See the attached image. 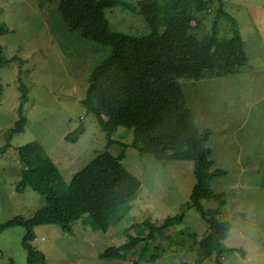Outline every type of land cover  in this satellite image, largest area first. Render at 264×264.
<instances>
[{
	"label": "rangeland",
	"instance_id": "374dc122",
	"mask_svg": "<svg viewBox=\"0 0 264 264\" xmlns=\"http://www.w3.org/2000/svg\"><path fill=\"white\" fill-rule=\"evenodd\" d=\"M58 1L0 0V25L7 29L0 36V46L12 61L0 67V148L18 119L19 84L26 88L21 111L25 125L0 154V224L15 216L31 218L44 202L28 188L20 194L15 192L21 170L16 152L19 146L38 143L66 183L105 150V134L80 102L90 71L107 56L108 49L68 31L57 12ZM137 1L119 0L105 9L108 29L130 36L145 35L147 27ZM222 6L227 17L236 22L247 64L233 76L198 81L182 77L178 83L196 129L211 131L207 145L213 168L225 171L209 182V189L222 193L226 202L218 219L227 221L229 230L220 245L223 250L238 248L243 255L223 253L220 261L264 264V0H223ZM215 13L213 5L198 14L201 33H209ZM227 17L218 20L220 37L230 36ZM80 124L84 132L75 142H66L64 136ZM111 138L128 144L131 133L117 128ZM120 149L114 145L108 151L117 155ZM121 164L140 182L128 209L123 206L118 211L124 214L123 219L105 233L92 230L87 215L72 225L69 235H63L54 225L35 227L30 244L44 255L47 264H130L102 260L100 255L126 242L122 232L129 225L146 218L160 224L167 216L184 210L194 184L190 163L157 161L127 148ZM200 204L205 209L218 205L205 200ZM205 230L199 215L189 209L181 225L151 244L160 251L151 248L148 255L158 254L155 264H191L190 254H183L185 243L179 245L178 239L186 242V231L201 235ZM23 234L21 227L0 232V264H26ZM170 248L176 249L177 256ZM134 257L135 251L130 252L129 260ZM201 264H215L214 257Z\"/></svg>",
	"mask_w": 264,
	"mask_h": 264
},
{
	"label": "trees",
	"instance_id": "16d2710c",
	"mask_svg": "<svg viewBox=\"0 0 264 264\" xmlns=\"http://www.w3.org/2000/svg\"><path fill=\"white\" fill-rule=\"evenodd\" d=\"M222 2L138 0L136 5L147 33L130 36L109 30L104 17V10L114 7L119 0L58 1L57 12L68 31L108 49L107 56L90 71L80 102L84 111L94 116L105 134L106 143L105 150L73 174L67 183L38 143H27L16 149L21 170L15 192L20 194L28 188L44 201L31 218L15 216L0 224V232L13 227L23 228L21 247L25 251L26 264H47L44 255L30 244L37 226L54 225L63 235H69L72 225L87 215L91 229L105 233L123 219L124 214H118L119 209L125 206L127 210V204L140 188L139 180L121 164L127 148L139 155L149 154L157 161L190 163L194 184L184 210L167 216L160 224L146 218L129 225L122 232L126 242L109 247L100 259L155 264L158 254H148L151 248L157 252L160 248L151 247V244L166 238V231L181 225L189 209H193L206 225L203 234L186 231L183 234L186 242L183 238L178 239L179 245L185 243L183 254H190L191 264H201L217 255L215 264H222L223 253L243 255L238 248L224 251L221 248L220 242L229 230L228 222L218 219L225 199L222 193L209 189V182L224 175L225 171L213 168L211 149L207 145L211 131L196 129L178 83L182 77L198 81L233 76L247 64L236 22L227 17ZM213 5H216L214 21L209 33L203 34L198 14ZM223 15L230 21L229 37L218 34V20ZM6 30L0 25V36ZM10 62L0 46V67ZM19 91L18 119L6 134L0 154L8 149V141L25 125L21 111L26 88L19 84ZM117 128L131 133L130 143L111 138ZM83 132L84 127L80 124L66 134L64 140L75 142ZM114 145L121 146L117 155L108 151ZM204 200L218 205L205 209L200 204ZM172 249L176 254V249ZM132 251H135V257L131 261L128 255Z\"/></svg>",
	"mask_w": 264,
	"mask_h": 264
},
{
	"label": "bare ground",
	"instance_id": "6f19581e",
	"mask_svg": "<svg viewBox=\"0 0 264 264\" xmlns=\"http://www.w3.org/2000/svg\"><path fill=\"white\" fill-rule=\"evenodd\" d=\"M182 90V89H181ZM183 93V92H182ZM184 96V95H183ZM185 100V99H184ZM186 103V102H185ZM187 105V104H186ZM98 125V124H97ZM113 136V135H112ZM123 142V141H122ZM118 143V142H117ZM120 146V145H119ZM121 147V146H120ZM132 148V147H131ZM226 203V202H225ZM221 249V248H220ZM224 251V250H223ZM226 252V251H225ZM218 256V255H217ZM217 256H213V257H217ZM216 259V258H214Z\"/></svg>",
	"mask_w": 264,
	"mask_h": 264
},
{
	"label": "crops",
	"instance_id": "0c3cea01",
	"mask_svg": "<svg viewBox=\"0 0 264 264\" xmlns=\"http://www.w3.org/2000/svg\"><path fill=\"white\" fill-rule=\"evenodd\" d=\"M185 99V98H184ZM188 106V105H187ZM190 109V108H189ZM190 111H191V109H190ZM192 115V114H191Z\"/></svg>",
	"mask_w": 264,
	"mask_h": 264
}]
</instances>
